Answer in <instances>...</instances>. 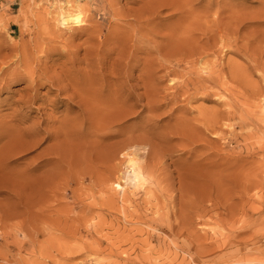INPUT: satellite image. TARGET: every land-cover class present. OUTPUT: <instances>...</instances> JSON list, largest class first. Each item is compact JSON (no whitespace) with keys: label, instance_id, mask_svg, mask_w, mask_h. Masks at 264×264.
I'll return each instance as SVG.
<instances>
[{"label":"rangeland","instance_id":"rangeland-1","mask_svg":"<svg viewBox=\"0 0 264 264\" xmlns=\"http://www.w3.org/2000/svg\"><path fill=\"white\" fill-rule=\"evenodd\" d=\"M0 167V264H264V0H0Z\"/></svg>","mask_w":264,"mask_h":264},{"label":"bare ground","instance_id":"bare-ground-1","mask_svg":"<svg viewBox=\"0 0 264 264\" xmlns=\"http://www.w3.org/2000/svg\"><path fill=\"white\" fill-rule=\"evenodd\" d=\"M65 11V10H64ZM66 12V11H65ZM65 12H62L61 14H60V19L58 20V22H59V25H60V27H62L63 29L64 28H71L72 27V25H74V27H77L78 28V26H79V24H81V23H83L82 22V20H81V15H72V14H70V13H68L67 14V12L65 13ZM55 20V19H54ZM50 22V21H49ZM56 22V21H55ZM57 22V23H58ZM233 24H234V22H232ZM231 24V23H230ZM224 28H226V27H224ZM60 29V28H59ZM79 29V28H78ZM225 31V30H224ZM99 34V33H98ZM222 34H223V32H222ZM70 35V34H69ZM224 35V34H223ZM235 37V36H234ZM233 37V38H234ZM103 38V37H102ZM68 40V39H67ZM53 48V47H52ZM68 48V47H67ZM65 49V48H64ZM46 50V49H45ZM45 50H44V52H45ZM62 50V49H61ZM101 50V49H100ZM49 51V50H48ZM54 51V50H53ZM58 51V50H57ZM63 51H65L66 52V50H63ZM43 53V52H42ZM48 53V52H47ZM68 53H69V51H68ZM103 53V52H102ZM44 54V53H43ZM202 54V53H201ZM200 54V55H201ZM46 55V54H45ZM72 55V54H71ZM195 56V55H194ZM197 60V59H196ZM98 63V62H97ZM222 63V62H221ZM73 67V66H72ZM41 68V67H40ZM216 68V67H215ZM75 69V68H74ZM37 71V70H36ZM74 71V70H73ZM73 71H71V72H73ZM223 71V70H222ZM225 72V71H224ZM6 73V72H5ZM34 73V72H33ZM38 73V72H37ZM36 73V74H37ZM64 76V75H63ZM65 77V76H64ZM33 78V77H32ZM74 78V77H73ZM29 79H30V77H29ZM56 79H57V77H56ZM62 79V78H61ZM32 81H34L35 82V80L36 79H31ZM59 80V79H58ZM76 81H78L77 79H76ZM55 82V81H54ZM36 83V82H35ZM56 83V82H55ZM62 83V82H61ZM70 83V82H69ZM4 84V83H3ZM221 84V83H220ZM6 85V84H5ZM32 89H31V91H33L34 92V87H33V82H32ZM75 85H76V83H75ZM53 86V85H52ZM55 86H57V85H55ZM63 86H64V84H63ZM78 86V85H77ZM76 86V87H77ZM83 86V85H82ZM81 86V87H82ZM84 86H85V84H84ZM83 86V87H84ZM78 87H80V86H78ZM79 89V88H78ZM219 90V89H218ZM63 91V90H62ZM79 91V90H78ZM59 92V91H58ZM73 92V91H72ZM71 92V93H72ZM33 94V93H32ZM62 94V93H61ZM39 96V95H38ZM215 96V95H214ZM34 97V96H33ZM32 97V98H33ZM27 98V97H26ZM25 98V99H26ZM67 98V97H66ZM77 98V97H76ZM68 99V98H67ZM173 99V98H172ZM171 99V100H172ZM65 100V99H64ZM78 100V99H77ZM140 100V99H139ZM176 100V99H175ZM60 101V100H59ZM63 101V100H62ZM46 102V101H45ZM32 104V103H31ZM31 107V106H30ZM39 108V107H38ZM40 109V108H39ZM39 111V110H38ZM82 112V111H81ZM84 112V111H83ZM82 112V113H83ZM40 113V112H39ZM214 114V113H213ZM44 115V114H43ZM215 115V114H214ZM218 118V117H217ZM48 119H49V117H48ZM46 122H48V121H46ZM49 122H50V120H49ZM217 123V122H216ZM222 123V122H221ZM44 124H45V122H44ZM47 124V123H46ZM45 124V125H46ZM66 124V123H65ZM5 125V124H4ZM51 125V124H50ZM63 126H64V124H63ZM49 127V126H48ZM51 127H52V125H51ZM65 127V126H64ZM41 128V127H40ZM46 128H47V126H46ZM33 129H35V128H33ZM65 129V128H64ZM78 129V128H77ZM106 128H104V130H105ZM111 129V128H110ZM36 130H37V128H36ZM40 130H43V129H40ZM21 131V130H20ZM27 131V130H26ZM62 131V130H61ZM77 131V130H76ZM3 132V131H2ZM40 132V131H39ZM47 132V131H46ZM65 132V131H64ZM63 132V133H64ZM41 133V132H40ZM49 133V132H48ZM74 134V133H73ZM17 135V134H16ZM44 135V134H43ZM43 135H41V137H43ZM61 135V134H60ZM60 135H59V137H60ZM106 135V134H105ZM4 136V135H3ZM6 136V135H5ZM40 136V135H39ZM79 136V135H78ZM7 137V136H6ZM20 137V136H19ZM37 137H38V135H37ZM58 137V136H57ZM64 137V136H63ZM66 137V136H65ZM74 137V136H73ZM102 137V136H101ZM5 138V137H4ZM50 138V136L49 135H47V137L45 138V140L46 139H49ZM107 138V137H106ZM105 138V139H106ZM30 139V138H29ZM67 139V138H66ZM101 139H103V138H101ZM4 140V139H3ZM41 140H43V139H41ZM39 141H40V138H39ZM56 141V140H55ZM105 141V140H104ZM103 141V142H104ZM8 142V141H7ZM57 142V141H56ZM55 142V143H56ZM62 142V141H61ZM135 142V141H134ZM143 142V141H142ZM59 143V142H58ZM132 143V142H131ZM6 144V143H5ZM32 144V143H31ZM39 144V142L38 143H35V144H32V145H30L28 148H23V147H21L23 150H30V149H32V148H35L37 145ZM60 144V143H59ZM142 144V143H141ZM133 145V144H132ZM3 146H5V145H3ZM67 146V145H66ZM60 147V146H59ZM62 147H64V146H62ZM20 148V147H19ZM48 148V147H47ZM52 148V147H51ZM40 149V148H39ZM74 149H76V148H74ZM140 149H142L141 148V145H134V146H127V145H124V146H121V147H118V148H116L115 149V151L113 152V154L111 155V158H110V161H112V162H115V161H117V160H120L121 159V157H122V155L125 153V152H127V154H126V157L124 158V163H119V164H112L110 167H109V176H112L114 173H116V174H119V173H121V172H124V173H121L122 174V176H121V178H119L120 179V186H121V184H123V186L121 187L122 189L123 188H126V187H129L131 184H134V186H138V185H144L145 184V182H146V178H145V176H144V174L146 173L145 172V169L144 168H142V166H141V164H142V162H143V157H142V152L140 151ZM22 150V151H23ZM108 150V149H107ZM6 151V150H5ZM17 151H19V149H17V148H13V152H12V154L13 153H16ZM28 152V151H27ZM37 152H40V150L38 151L37 150ZM34 153V152H33ZM18 154V153H17ZM40 153H38V156L36 157V160H41L40 161V163H37V164H35V166L33 167V171L34 170H37L38 171V169H40V167H42L41 166V163H44V162H47V161H49V160H55L56 161V163H55V165L57 164V166L55 167V169L54 170H56L58 173H57V175L59 174V178H61L62 179V177H64V176H62L63 175V173H61V171H62V169H63V167L65 166L64 164H65V160L63 159V154H61V149L60 148H58V146L55 148V150H51L50 152H46V154H40ZM65 156V155H64ZM54 161V162H55ZM204 161V160H203ZM11 162V161H10ZM13 162V161H12ZM38 162V161H37ZM51 162V161H50ZM67 162V161H66ZM9 164H11V163H9ZM9 164H7V165H9ZM47 164V163H46ZM12 165V164H11ZM49 165V164H48ZM17 167V166H16ZM44 167H46V166H44ZM153 167V166H152ZM65 168V167H64ZM5 169V168H4ZM7 169V168H6ZM15 169V168H14ZM44 169V168H43ZM46 169V168H45ZM106 169V168H105ZM2 170H3V167L1 168L0 167V174L2 173ZM31 170V169H30ZM30 170H27V171H30ZM151 170V169H150ZM7 171V170H6ZM32 171V170H31ZM36 171V172H37ZM152 171V170H151ZM31 173H33V172H31ZM35 173V172H34ZM44 173V172H43ZM149 173V172H148ZM28 174V173H27ZM45 175V174H44ZM114 176H116L115 174L113 175V177ZM46 177V178H45ZM43 176V178H36L35 180L33 179V181H34V183H33V197H34V199H33V201H34V204L36 205V206H38V204H39V201H38V196H37V193L39 192V188H44V187H47V179L50 177L49 176V174H47V176ZM150 178H153L154 180H155V176L153 175V174H151L150 175ZM3 180V179H2ZM1 180V182L2 183H0V194L1 193H7L10 197H9V199H6V200H4L3 202H7V201H11V200H15L16 199V195L13 193V191L11 190V186L14 184V181H15V179H8V180H6V181H2ZM63 180V179H62ZM117 180V179H116ZM153 180V181H154ZM23 181L25 182V180L23 179ZM159 181V180H158ZM5 182V183H4ZM61 182V181H60ZM4 183V184H3ZM64 183V182H63ZM206 183H208V182H206ZM151 184H153V185H157V182L156 181H154V182H152ZM25 185V184H24ZM159 185V184H158ZM10 186V187H9ZM41 186V187H40ZM17 187H19V186H17ZM15 188H16V186H15ZM21 188H22V186H21ZM20 188V189H21ZM25 188V187H24ZM27 188V187H26ZM28 191H29V189H28ZM52 192V191H51ZM19 194H20V192H19ZM7 195V196H8ZM18 195V194H17ZM20 199V198H19ZM20 201H22V200H20ZM26 202H28L27 201V199H26ZM56 202H58V201H56ZM60 202V201H59ZM46 203V202H45ZM1 204V203H0ZM27 204V203H26ZM19 205V204H18ZM4 206V205H3ZM20 206V205H19ZM23 206V205H22ZM40 206V205H39ZM18 207V206H17ZM29 207V206H28ZM45 207H46V204H45ZM53 209V208H52ZM7 210V209H6ZM40 211V210H39ZM51 211V210H50ZM46 213V212H45ZM1 215V214H0ZM7 215V214H6ZM1 216H3V214L1 215ZM0 216V222L3 220V218ZM5 217V216H4ZM7 217V216H6ZM9 218H10V216H8ZM137 217V216H136ZM3 223H4V221H3ZM9 224V223H8ZM16 224V223H15ZM14 224V225H15ZM12 227V226H11ZM11 229H13V228H11ZM11 231V230H10ZM7 232V231H6ZM33 232V231H32ZM36 232V231H35ZM13 235V234H12Z\"/></svg>","mask_w":264,"mask_h":264}]
</instances>
